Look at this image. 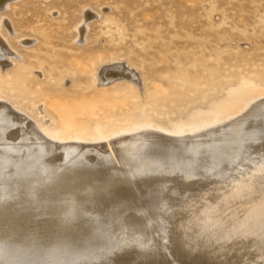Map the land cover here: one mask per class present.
Masks as SVG:
<instances>
[{
  "label": "rangeland",
  "instance_id": "1",
  "mask_svg": "<svg viewBox=\"0 0 264 264\" xmlns=\"http://www.w3.org/2000/svg\"><path fill=\"white\" fill-rule=\"evenodd\" d=\"M5 4L0 3V6L2 5L0 7V47H3L0 60L4 61H0V106H8L13 114L17 115L11 119L9 116H13L10 112L9 116H6L8 122L16 123V119H20L21 122L27 121L29 128L49 138L53 146L72 142L75 147L95 145L110 139L116 140L132 135L135 132L151 130L187 138L179 144L178 147L181 150L176 148L177 153L176 150L172 151L173 157L176 155L178 159L182 158V161L179 159L181 161L179 162L176 157L175 161H171L172 197L159 211L154 210L156 213L141 211L140 206H133V208L130 206L127 210H122L125 206L133 204L135 197L131 195L126 183L116 184L117 181L110 180L116 176L113 174L116 166L110 157L99 164V167L95 166L97 169H92V171L98 170L100 174H103L102 171L110 173L106 177V182L102 180L98 182L94 181L93 176L88 177L93 178L92 181L79 177L84 175L89 167H94L96 160L90 157V152L86 153V156L83 154L81 161L78 160L79 162L70 165L65 164L62 169L55 171L50 169L46 158H43L46 155L51 157V153H45L46 155L36 158L33 163L23 165L22 146L25 140L30 138L28 135L23 138L24 142L20 141L17 146L21 150L18 154H23L17 155V159L15 158L17 162L14 159L10 162L2 160L3 151L1 150L4 149L2 146L0 148V230L3 229V231L1 230L0 233V237L2 235L0 264L5 262L7 264L10 262L11 264H45L46 262L49 264H164L171 260L170 246H181L186 249V247L191 248L200 244V241L204 239V233L207 232L200 221L205 216L213 215L216 219L222 217L224 221L230 219L229 226L221 232L233 237L241 231L244 216L250 210L264 211V175L260 172L264 165V152L259 151L264 147L262 139L264 132L259 134L263 130L260 127L264 128L262 124L264 109L258 108V113L263 112V117L261 113L259 114L261 117L255 116L259 120L255 117V120H252V117L250 120L247 119L248 122L240 120L239 125L242 124V127H238L239 120H236L238 115L264 99V0H6ZM7 49L11 52L5 53ZM120 62L128 67L131 74L106 81L99 78V70L102 66ZM3 122L8 123L6 120ZM221 129L224 133L220 131ZM228 129L233 131L229 132ZM256 129H259V132ZM208 133L210 136L207 135ZM218 137L222 140H217ZM258 137H261V140ZM212 138L214 141L211 140ZM244 138H249L251 142ZM252 138H258L259 141ZM223 140H226V143L228 140L230 144L227 143V145L230 148ZM255 141L262 143L260 149ZM196 142L200 144L199 147ZM249 142L251 145L253 143V146L246 148ZM237 145L239 148L236 147ZM184 146L187 148L184 149ZM200 146L202 150L206 147L205 154L202 153L203 151L200 154ZM240 146L246 148L247 152ZM235 149L238 153H235ZM239 149H241L240 152ZM127 150H124L123 154L127 153L126 155L129 154L132 157ZM262 150L264 151V148ZM193 151L196 152L195 156ZM250 151L253 154L249 153ZM71 152L72 155L67 152L69 157L76 155V148ZM208 153L212 156L211 158ZM240 153L242 156L247 155L242 157ZM200 155L208 156L202 158ZM187 156L190 158L188 159ZM234 156L237 157L234 158ZM136 157L138 159V156ZM87 158L93 163L89 162L92 163L89 164ZM215 158L218 160L216 161ZM261 159L263 160L259 161L260 165L257 161ZM200 160L203 163L206 161L208 166L202 163L201 167ZM12 162L15 163L11 165ZM213 163L214 166H212ZM173 165H177V168ZM189 166L191 169L188 168ZM3 167L5 168L2 169ZM180 167L185 169H179ZM203 167L207 168L208 172ZM188 169L190 173L192 171V174L195 169L196 176L193 175L195 178L190 176L192 174H187ZM227 169H231V175L229 171H226ZM254 170L259 171L260 174L252 173ZM38 171H41V174L35 178L33 175ZM209 171L213 174L211 175ZM215 171L218 172L216 175ZM7 172L10 175L6 176ZM139 172L141 171H135L131 176L136 185L141 184L139 176L144 175ZM174 172L177 173L174 174ZM178 173L180 177L177 178ZM184 173L186 174L183 178ZM55 174L63 175L57 179L54 178ZM174 175L176 178H172ZM211 176L215 177L211 179ZM189 178H192V181ZM200 178H203V181ZM216 178H219L218 180L221 178V182L216 181ZM197 179L199 183L198 181H195V184L191 183ZM207 181H210L209 187L202 188L203 185L208 186ZM197 183V187H194ZM230 184L238 188H234L233 192ZM256 188L260 190L257 191ZM9 189L11 190L8 191ZM193 189L196 192L194 196L189 197ZM239 190H245V196L241 195L243 192L238 194ZM12 191L13 193L10 194ZM186 192H189L188 195ZM257 192L262 193L260 195ZM249 194L252 195L248 196ZM120 196L123 197L119 198ZM139 200L142 205L149 203V200L145 198L140 197ZM58 204H63L64 212H58L55 209ZM141 212L147 217V222L145 226L142 225L134 231L124 229L127 230L125 237L129 238L118 240L122 237V231L118 229L117 232L109 231L108 234L105 232L108 231L109 226L113 228L118 222L124 225L127 216L139 215ZM110 232L113 235L118 234L113 243L109 236ZM33 233L39 234L42 241H39L41 238ZM62 236H66V239L60 240ZM37 239H39L38 242ZM158 240L159 243H157ZM141 241L144 242L141 243ZM27 251L31 253L26 255ZM34 252H36L35 255ZM55 252L58 254L56 253L57 256L54 257L52 253ZM42 253L43 255H40ZM8 256L11 258L8 259ZM19 256L23 258L20 259Z\"/></svg>",
  "mask_w": 264,
  "mask_h": 264
},
{
  "label": "bare ground",
  "instance_id": "2",
  "mask_svg": "<svg viewBox=\"0 0 264 264\" xmlns=\"http://www.w3.org/2000/svg\"><path fill=\"white\" fill-rule=\"evenodd\" d=\"M5 2H6V0H0V3H2V5H4L5 4ZM1 5V6H2ZM6 5V4H5ZM0 6V7H1ZM5 7V6H4ZM5 42V41H4ZM0 44H1V42H0ZM2 49H3V47H0V53L2 52ZM9 49V48H8ZM8 49H7V52H5V53H8L9 51H8ZM10 50V49H9ZM11 52V51H10ZM9 52V53H10ZM8 57V56H7ZM3 58V57H2ZM1 58V59H2ZM9 60V59H8ZM1 62H4V61H2V60H0ZM6 61V60H5ZM9 61H7V63H8ZM116 62V61H115ZM121 62H123V61H121ZM113 63V64H111V65H108L107 63V65H104V66H102L101 68H100V70H99V78L102 80V81H106V80H111V79H114V78H117V77H121V76H124L125 74H131L130 72V70L128 69V67H126L123 63ZM6 63V64H7ZM5 64V65H6ZM4 65V64H3ZM131 69H132V67H131ZM136 71V70H135ZM133 75V74H132ZM128 76V75H127ZM134 76L136 77V73H134ZM129 77V76H128ZM128 77H126V78H128ZM139 77V76H138ZM129 79V78H128ZM138 80H140V78L138 79ZM133 82H135V81H133ZM1 103V102H0ZM260 107H261V109L263 110L264 109V99L263 100H261V101H258V102H256V103H254L253 104V106L251 107V108H249V109H247L246 111H244V112H242L240 115H238V117H237V119L236 120H239V122L238 121H236V122H238V127H242V124H240L239 125V123H240V120L243 122L244 120H246L247 121V119H249L250 120V117H252L253 119L252 120H255V116L256 115H259L260 113H258V108L260 109ZM260 109V110H261ZM257 110V111H256ZM12 113V115L11 116H13V117H10L8 114L9 113ZM256 112V113H255ZM254 113V114H253ZM263 113V112H262ZM261 113V114H262ZM253 115V116H252ZM6 116H9V118H15V117H17V115L16 114H13V112L10 110V108L8 107V106H6V105H1L0 106V143H2V144H0V148H2V146H3V148L4 149H2L1 151H3V161H11V160H15L16 161V157H17V155H23V165H28V164H31V163H33L35 160H36V158H38V157H40V156H43L45 153H48V154H52L51 155V157H48V155H46L45 157H43V158H46V161H47V163L49 164V166H50V169L51 170H55V171H59V169H62L64 166H65V164H73V163H77V161L78 160H80L82 157H83V154L86 156V153L88 154L89 152H90V157L93 159V160H96L95 162H94V164H93V166L94 167H89L88 168V170L87 171H85V174L84 175H82V176H79L80 178H83V179H91V178H88L89 176H93L94 178H95V180L92 178L90 181H92V180H94V181H98V180H102L103 182H106L105 180H106V177H108L109 175H110V173L109 174H107V173H105V172H103L102 171V173L103 174H100V172H97V171H92V169H97L96 167L99 165V164H102V162L106 159V158H108V157H110L111 159H112V161L114 162V164H115V168H114V173L113 174H115L116 176L115 177H113L114 179H110V180H112V181H117V183L116 182H114V183H116V184H118V183H121V184H125L126 186H128L127 188H129V190L131 191V195L132 196H134L135 197V202L133 203V204H131V205H127V206H125V209L124 208H122V210L123 211H125V210H127V208H129L130 206H132V208H133V206H135V207H139L140 206V208H141V211H153V212H155L156 213V211H154V210H157V211H159V209H161V208H163V206H164V203L165 202H167L168 200H170L171 199V161L172 160H174V158L176 157V155H175V157H173V154H172V151L173 150H176V148H178V150H181V149H179V144L181 143V142H183V140L185 139V138H187V137H174V136H170V135H166V134H164V133H161V132H159V131H141V132H135V134H132V135H126V136H123V137H121V138H118V139H116V140H112V139H110V140H107V141H103L102 143H99V144H95V145H79L78 147H75V145H74V143L72 142V143H66V144H56L55 146H53L54 144H53V142L49 139V138H47V137H44L41 133H35L34 132V130H32L31 128H29L28 127V122L27 121H20V119L18 120V119H16L17 120V122L19 121V122H21V123H19L18 122V126H17V122L15 123H11V122H8V120L6 119ZM262 117H263V114L261 115ZM260 115H259V117H261ZM255 117V118H254ZM8 118V117H7ZM8 118V119H9ZM10 119V120H11ZM256 119H258L259 120V118H256ZM3 120L5 121H7L8 123H6V122H3ZM9 120V121H10ZM15 120V119H14ZM252 120H251V122H252ZM262 120V119H261ZM13 121V120H12ZM235 122V123H236ZM241 122V123H242ZM248 122V121H247ZM254 122V121H253ZM258 123V122H257ZM233 124V123H232ZM243 124H247V123H243ZM251 124H253V123H251ZM262 124H264V123H262ZM234 125V124H233ZM249 125V124H248ZM253 125H255V124H253ZM228 126V125H227ZM230 126H232V125H230ZM230 126H228V127H230ZM237 126V125H236ZM236 126H235V128H236ZM245 126V125H244ZM233 127V126H232ZM264 127V126H263ZM250 128V127H249ZM249 128H246V130L248 129V130H250ZM253 128H255V127H253ZM252 128V129H253ZM257 128H259V127H257ZM261 129H263L264 130V128H262V127H260ZM259 128V129H260ZM223 129H224V127H223ZM226 129H227V127H226ZM225 129V130H226ZM240 129V128H239ZM259 129H256L257 130V132H259L258 130ZM230 129H228L227 131H229ZM244 130H245V128H244ZM262 130V132H259V134H261V133H263L264 131ZM220 131H222L223 132V130L221 129ZM233 131V130H232ZM232 131H229V132H232ZM240 131V130H239ZM238 131V132H239ZM253 131V130H252ZM255 131V130H254ZM215 132V131H214ZM228 132V133H229ZM236 132V131H235ZM240 132H242V131H240ZM239 132V133H240ZM257 132H255V133H257ZM224 133V132H223ZM225 133H227V132H225ZM237 133V132H236ZM236 133H234L235 135H236ZM239 133H238V136H239ZM246 133V132H245ZM250 133H253L254 134V132H250ZM213 134V133H212ZM230 134V133H229ZM264 134V133H263ZM30 136V138H28V137H26V139L27 140H25L26 142L23 144V148H22V152L24 151V153L23 154H18L19 153V150H20V148L19 147H17V146H19V142L21 141V143H23L24 141H22V140H24L23 138L25 137V136ZM197 135V134H196ZM201 135V134H200ZM207 135H209V133L207 134ZM217 135V133L215 134V136ZM218 135H219V131H218ZM235 135H233L232 134V136H235ZM248 135V134H247ZM246 135V136H247ZM251 135V134H250ZM255 135V134H254ZM253 135V136H254ZM258 135V134H257ZM257 135H255V136H257ZM192 136V135H191ZM205 136V135H204ZM210 136V135H209ZM215 136H214V138H215ZM221 136V135H220ZM244 136H245V134H244ZM252 136V135H251ZM259 136V135H258ZM203 137V136H202ZM222 137V136H221ZM220 137V138H221ZM224 137H227V136H225L224 135ZM240 137V136H239ZM249 137V136H248ZM263 137V136H262ZM203 138H205V137H203ZM207 138V137H206ZM210 138V137H209ZM214 138H212L211 140H213ZM216 138H217V136H216ZM236 138H237V136H236ZM242 138H243V135H242ZM241 138V139H242ZM259 139L261 138V137H258ZM258 138H256V139H258ZM199 139V138H198ZM225 139V138H224ZM229 139H231V138H229ZM244 139H246V138H244ZM253 140L255 139V138H252ZM251 139V140H252ZM255 139V140H256ZM259 139H258V141H259ZM263 140H264V138H262ZM197 140V139H196ZM203 140H205V139H203ZM217 140H222V139H219V137H218V139ZM234 140H235V137H234ZM238 140V139H237ZM239 140H240V138H239ZM246 140H249V138L248 139H246ZM261 140V139H260ZM192 141H194V140H192ZM205 141H207V140H205ZM209 141V140H208ZM214 141V140H213ZM224 141V143H226L225 141L226 140H223ZM232 140H230V142H231ZM242 140H240L239 142H241ZM250 141V140H249ZM258 141H255V143L257 142V145L259 144V147L258 146H256V147H258L259 149H260V146L262 145V143H258ZM217 142V141H216ZM238 142V141H237ZM251 142V141H250ZM249 142V144H248V146H246V148H248L250 145H251V143ZM260 142H262V141H260ZM79 143V142H78ZM185 144H187L186 142H184ZM197 143V142H196ZM202 143V142H201ZM206 143V142H205ZM208 143V142H207ZM210 143H212V142H210ZM217 143H220V141H218ZM222 143V142H221ZM227 143H228V140H227ZM227 143H226V146H228L227 145ZM235 143H236V141H235ZM245 142H243V144H244ZM247 143V142H246ZM254 143V144H255ZM188 144H190L189 142H188ZM203 144V143H202ZM214 144V143H213ZM228 144H230V143H228ZM241 144V143H240ZM194 145H195V143H194ZM200 145V144H199ZM199 145H198V143H197V146L199 147ZM207 145V144H206ZM205 145V146H206ZM211 145V144H210ZM221 145V144H220ZM242 145V144H241ZM256 145V144H255ZM21 146V145H20ZM181 146V145H180ZM196 146V145H195ZM196 146V147H197ZM203 146V145H202ZM204 146V147H205ZM222 146H224L223 144H222ZM245 146V145H244ZM251 146H253V143H252V145ZM182 147V146H181ZM192 147H193V145H192ZM197 147V148H198ZM201 147V146H200ZM213 146L211 145V148H212ZM225 147V146H224ZM224 147H223V150H224ZM229 147V146H228ZM236 147H238V145L236 146ZM255 147V148H256ZM18 148V150H16V149ZM75 148H76V150H77V154L75 155L74 154V156L73 157H69L70 155H72V152H71V150H73L74 149V151H75ZM185 148H187V147H185L184 146V149ZM206 148V147H205ZM205 148H203V150H202V147H201V150H200V154H201V151H203L202 153H204L205 154ZM208 148V147H207ZM214 148H215V146H214ZM220 148V147H219ZM230 148V147H229ZM231 148H232V146H231ZM239 148V147H238ZM240 148L241 149H244V148H242V146H240ZM245 148V149H246ZM251 148V147H250ZM262 148H264V147H262ZM262 148H261V150H259V151H262V152H264L263 150H262ZM118 149V150H117ZM126 149H128L127 151H129V153L130 154H132V157H130L129 156V154L128 155H126L127 153H125V154H123V151L124 150H126ZM191 149H193V148H191ZM194 149H196V148H194ZM210 149V148H209ZM209 149H207L208 151H209ZM217 149V148H216ZM221 149H222V147H221ZM226 149V148H225ZM241 149H239V152L241 151ZM244 149V150H245ZM253 149V148H252ZM5 150V151H4ZM116 150H117V152H116ZM178 150H176V153H177V151ZM188 150V149H187ZM206 150V151H207ZM210 150H212V149H210ZM219 150V149H218ZM228 150V149H227ZM233 150V149H232ZM237 149H235L234 151H236ZM248 150V149H247ZM251 150V149H250ZM1 151H0V153H1ZM126 151V152H127ZM182 151H184L183 149H182ZM196 151V150H195ZM197 151H199V150H197ZM196 151V152H197ZM217 151V150H216ZM246 151V150H245ZM245 151H243L244 153H245ZM20 152H21V150H20ZM67 152H70V155L69 154H67ZM187 152V151H186ZM194 152V151H193ZM196 152H194V156H195V153ZM213 152H215L214 151V149H213ZM219 152V151H218ZM217 152V153H218ZM224 152H226L225 150H224ZM224 152H222V153H224ZM233 152V151H232ZM247 152V151H246ZM252 151H250L249 153H251ZM261 152V153H262ZM76 153V152H75ZM174 153V152H173ZM180 153V152H179ZM184 153V152H183ZM207 153V152H206ZM210 153V152H209ZM209 153H208V155H209ZM216 153V154H217ZM235 153H238L237 151L235 152ZM234 153V154H235ZM243 153V154H244ZM248 153V154H249ZM185 154V153H184ZM184 154H182V155H184ZM210 154H212V153H210ZM226 153H224V155H225ZM230 154H231V152H230ZM252 154H253V152H252ZM181 155V154H180ZM181 155V156H182ZM187 155V154H186ZM188 155H189V153H188ZM191 155V154H190ZM208 155H204L205 157H207ZM214 155V154H213ZM217 155H219V153L217 154ZM224 155L222 156V157H224ZM227 155V154H226ZM232 155V154H231ZM240 155L242 156V153H240ZM245 155V154H244ZM243 155V156H244ZM247 155V154H246ZM245 155V156H246ZM250 155V154H249ZM255 155V154H254ZM264 155V154H263ZM84 156V158H86ZM88 156V155H87ZM136 156H138V159H137V157ZM178 156V155H177ZM180 156V157H181ZM197 156V155H196ZM200 156H202V158L204 157L203 155H200ZM199 156V157H200ZM228 156H229V154H228ZM237 156H239V155H237ZM236 156V157H237ZM240 156V158H242ZM251 156V155H250ZM250 156H248V158L250 157ZM171 157H173V159L171 158ZM188 157V156H187ZM198 157V158H199ZM209 157L211 158L212 156H210L209 155ZM208 157V158H209ZM216 157V156H215ZM232 157V156H231ZM235 156H234V158H236ZM252 157H254V156H252ZM255 157H256V155H255ZM16 158V159H15ZM20 158V157H19ZM90 158V159H91ZM177 158V157H176ZM185 157H183V159H184ZM190 158V156L188 157V159ZM192 158H194V157H192ZM191 158V159H192ZM201 158V160H203ZM209 158V159H210ZM220 158V156L218 157V159ZM239 158V157H238ZM251 158V157H250ZM21 159V158H20ZM88 159V158H87ZM86 159V160H87ZM178 159V158H177ZM179 159H181V161H182V158H179ZM178 159V160H179ZM200 159V158H199ZM213 159V158H212ZM217 158H215V160H216ZM217 159V160H218ZM227 159H229V158H227ZM232 159V158H231ZM243 159V158H242ZM85 160V159H84ZM185 160V159H184ZM183 160V161H184ZM196 160V159H195ZM200 160V161H201ZM206 160H207V158H206ZM211 160V159H210ZM216 160V161H217ZM249 160H251V159H249ZM263 159H261V160H258L257 161V163H261V162H259V161H262ZM81 161V160H80ZM175 161V160H174ZM177 161V160H176ZM180 160H179V162H181ZM189 161V160H188ZM190 161H192V160H190ZM194 161V160H193ZM200 161H196V162H200ZM212 161H214V159L212 160ZM221 161H222V159H221ZM220 161V162H221ZM227 161V160H226ZM230 161V160H229ZM235 161V160H234ZM245 161V160H244ZM17 162V161H16ZM19 162V161H18ZM37 162V161H36ZM79 162V161H78ZM82 162H83V160H82ZM87 162V161H86ZM89 162H92L93 163V161H90L89 159H88V163ZM173 162V161H172ZM195 162V163H196ZM208 162V161H207ZM231 162V161H230ZM239 162V161H238ZM237 162V164H239ZM15 162H12L11 163V165H13ZM92 163H89V164H92ZM178 163V162H177ZM184 163V162H183ZM182 163V164H183ZM187 163V161L185 162V164ZM191 163V162H190ZM203 162L201 161L200 162V166L202 165L203 166V164H205L206 165V161H205V163H203ZM208 163H210V162H208ZM214 163H215V161H214ZM214 163L212 164V166H214ZM219 163V162H218ZM226 163V162H225ZM224 163V164H225ZM256 163V164H257ZM264 163V162H263ZM86 164V163H85ZM178 164H181V163H178ZM193 164V163H192ZM192 164H191V166H192ZM221 164V163H220ZM142 165V166H141ZM199 165V164H198ZM232 165V164H231ZM261 165V164H260ZM1 166V165H0ZM30 167H31V165H29ZM85 166V165H84ZM91 166V165H90ZM96 166V167H95ZM173 166H175V165H173ZM184 166V165H183ZM194 166V165H193ZM197 166V165H196ZM201 166V167H202ZM206 166H208V165H206ZM210 166V165H209ZM211 166V167H212ZM218 166V165H217ZM227 166V165H226ZM259 166V165H258ZM99 167V166H98ZM176 168H177V165L175 166ZM174 167V168H175ZM181 167H182V165H181ZM179 168V169H182V168ZM186 168H187V166H185ZM219 167V166H218ZM260 167V166H259ZM5 167H3L2 169H4ZM46 168V167H45ZM175 168V169H176ZM189 169H191L190 168V166L188 167ZM194 168V167H193ZM196 168V167H195ZM204 168V167H203ZM209 168V167H208ZM230 167H228V169H229ZM10 169H11V167H10ZM19 169V168H18ZM86 169V168H85ZM101 169V168H100ZM106 169V168H105ZM185 169V168H184ZM184 169H182V170H184ZM189 169H188V171H189ZM199 169V168H198ZM201 169V168H200ZM205 169V168H204ZM210 169V168H209ZM214 169V168H213ZM216 169V168H215ZM214 169V170H215ZM221 169V168H220ZM226 170V171H229V174L231 175V169L230 170ZM141 171V172H139L140 174H144V175H140L139 177H140V179H139V181H140V185L138 184V185H136L135 183H134V181H133V177H131L132 176V174H133V172L135 173V171L137 172V171ZM173 171H174V169H172ZM178 170V169H177ZM205 170H207V168L205 169ZM218 170V169H217ZM216 170V171H217ZM223 170H225V168L223 169ZM111 171V170H110ZM194 171H195V169L193 170V174H192V171H191V173H190V171L187 173V174H192V175H190V176H196L195 174H194ZM197 171H199V170H197ZM196 171V172H197ZM216 171H215V175L218 173H216ZM219 171V170H218ZM25 172H26V170H25ZM35 172V171H34ZM54 172V171H53ZM185 172V171H184ZM187 172V171H186ZM202 172H203V170H202ZM207 172H208V170H207ZM211 171H209V173H210ZM221 172V171H220ZM257 170H254L252 173H255V174H258L259 173V171L257 172ZM260 172H263L262 174L264 175V165L262 166V171H260ZM8 174L6 175V176H8V175H10V173L9 172H7ZM27 173V172H26ZM88 173V174H87ZM177 173V172H176ZM175 172H174V174H176ZM199 174H200V172H198ZM206 173V172H205ZM222 173H224V172H222ZM227 173V172H226ZM251 173V174H252ZM35 175H33L35 178H37V177H39L40 176V174H41V171H38V172H36V173H34ZM44 174V176H45V173H43ZM185 174L186 173H184L183 175V178L185 177ZM197 174V173H196ZM198 174V175H199ZM203 174H204V172H203ZM207 174V173H206ZM206 174H205V177H206ZM211 174V173H210ZM210 174H209V176H210ZM213 174V173H212ZM211 174V175H212ZM260 174V173H259ZM4 175H5V173H4ZM21 175H22V173H21ZM27 175V174H26ZM32 175V174H31ZM63 174H55V176H54V178H59V177H61ZM197 175V176H198ZM223 175V174H222ZM222 175H218L219 177L220 176H222ZM225 175V174H224ZM223 175V176H224ZM227 175V174H226ZM230 175H228V177L230 176ZM14 176V175H13ZM53 176V175H52ZM111 176H112V173H111ZM173 176V175H172ZM177 176V178H178V176H179V173H178V175H176ZM176 176L174 175V177H172V178H176ZM187 176V175H186ZM189 176V177H190ZM193 176V177H194ZM203 176V175H202ZM9 177H11V176H9ZM180 177V176H179ZM192 177V178H193ZM208 177V176H207ZM213 177H215V176H213ZM213 177L211 176V179H213ZM14 178V177H13ZM34 178V179H35ZM49 178V177H48ZM182 178V179H183ZM192 178L190 179V181H192ZM195 178V177H194ZM198 178H199V176H198ZM210 178V177H209ZM209 178H208V180H209ZM222 178V177H221ZM220 178V180H222ZM262 178H263V176H262ZM261 178V179H262ZM187 179V178H186ZM185 179V181H187ZM200 179H202V181H203V178H200ZM217 179V178H216ZM219 179V178H218ZM216 180V181H220V180ZM226 179H227V177H226ZM225 179V180H226ZM6 180V179H5ZM8 180V179H7ZM10 180V179H9ZM109 180V181H110ZM131 180V181H130ZM175 180V179H174ZM177 180V179H176ZM184 180V179H183ZM199 179H197V180H194V182H191V183H196L197 181H198ZM205 180V179H204ZM207 180V179H206ZM224 180V179H223ZM2 181H3V179H2ZM15 181V179L13 180V182ZM22 181V180H21ZM27 181V180H26ZM35 181H36V179H35ZM180 181H181V179H180ZM196 181V182H195ZM201 181V182H202ZM212 181V180H211ZM215 181V180H214ZM215 181V182H216ZM261 181H263V180H261ZM261 181H260V184H261ZM7 182V181H6ZM69 182V181H68ZM99 182V181H98ZM107 182H108V180H107ZM129 182V183H128ZM182 182V181H181ZM208 182V181H207ZM206 182V183H207ZM210 182V181H209ZM209 182H208V186H206V185H203L204 187H202V188H204V189H207V187H209ZM215 182H213V183H215ZM221 182V181H220ZM219 182V183H220ZM4 183V182H3ZM8 183H10V182H8ZM129 185H128V184ZM138 183V182H137ZM185 183V182H184ZM186 183H188V182H186ZM190 183V182H189ZM198 183H199V181H198ZM198 183L196 184V186H194V187H197V185H198ZM217 183V182H216ZM258 183V182H257ZM2 184V183H1ZM13 184V183H12ZM92 184V183H91ZM109 184V183H108ZM202 184H203V182H202ZM204 184H205V182H204ZM249 184H250V182H249ZM259 184V183H258ZM120 185V184H119ZM135 185V186H134ZM142 185V186H141ZM193 185V184H192ZM234 185V184H233ZM2 186H3V184H2ZM7 186V185H6ZM28 186V185H27ZM78 186V185H77ZM82 186V185H81ZM84 186V185H83ZM114 186V185H113ZM191 186V185H190ZM205 186H206V188H205ZM213 186V185H212ZM260 186V185H259ZM262 186V185H261ZM260 186V188H263V186L261 187ZM4 187V186H3ZM3 187H1V189H3ZM8 187V186H7ZM10 187H12V185L10 186ZM21 187V186H20ZM30 187V186H29ZM51 187V186H50ZM97 187V186H96ZM193 187V188H194ZM256 187V186H255ZM254 187V188H255ZM258 187V186H257ZM9 188V187H8ZM109 188V187H108ZM107 188V189H108ZM125 188V187H124ZM234 188H238V187H236V186H231V184H230V189H231V191H233V189ZM241 188V187H240ZM244 188V187H243ZM260 188H259V190H260ZM15 189V188H14ZM18 189V188H17ZM29 189V188H28ZM82 189V188H81ZM80 189V190H81ZM110 189H111V187H110ZM118 189V188H117ZM116 189V190H117ZM119 189H121V188H119ZM118 189V190H119ZM195 189V188H194ZM193 189V191H190V193L189 192H186V194L188 195V193H189V197H192V196H194V194H195V192H196V190H194ZM11 189H9L8 191H10ZM13 190V189H12ZM69 190V189H68ZM117 190V191H118ZM122 190V189H121ZM190 190V189H189ZM192 190V189H191ZM256 190L257 191H259L257 188H256ZM13 191H15V190H13ZM13 191L10 193V194H12L13 193ZM23 191V190H22ZM27 191V190H26ZM98 191V190H97ZM108 191V190H107ZM124 191V190H123ZM188 191V190H187ZM200 191V190H199ZM221 191V190H220ZM219 191V192H220ZM230 191V192H231ZM240 192L238 193V194H241L242 192H243V194H241V195H244V193L246 192L245 190L244 191H241V190H239ZM254 191H255V189H254ZM254 191H252L253 192V194L255 195V193H254ZM7 192V191H6ZM15 192H17V191H15ZM55 192V191H54ZM73 192V191H72ZM119 192V191H118ZM126 192H128L127 190H126ZM201 192V191H200ZM210 192V191H209ZM234 192V191H233ZM235 192H236V190H235ZM36 193V192H35ZM45 193V192H44ZM100 193V192H99ZM114 193V192H113ZM202 193V192H201ZM205 193V192H204ZM216 193V192H215ZM257 193H259V192H257ZM256 193V194H257ZM260 193H262V192H260ZM259 193V194H260ZM17 194V193H16ZM42 194V193H41ZM47 194V193H46ZM81 194V193H80ZM117 194H119V193H117ZM130 194V193H129ZM200 194V193H199ZM6 195H9V194H6ZM44 195V194H43ZM52 195V194H51ZM62 195V194H61ZM101 195V194H100ZM128 195V194H127ZM186 195V197H188ZM203 195V194H202ZM210 195H211V193H210ZM212 195H213V193H212ZM250 195H252V194H249L248 196H250ZM261 195V194H260ZM3 196V195H2ZM90 196V195H89ZM91 196H92V194H91ZM124 196V195H123ZM123 196H120L119 198H121V197H123ZM174 196V195H173ZM196 196V195H195ZM208 196V195H207ZM207 196H205L206 198H207ZM245 196V195H244ZM7 197H9V196H7ZM11 197V196H10ZM18 197V196H17ZM28 197V196H27ZM32 197V196H31ZM47 197V196H46ZM56 197V196H55ZM63 197V196H62ZM106 197V196H105ZM145 198V200H149L148 202V204H146V205H142V204H140V200H139V198ZM177 197V196H176ZM204 197V196H203ZM216 197V196H215ZM241 197V196H240ZM23 198V197H22ZM29 198V197H28ZM41 198V197H40ZM43 198V197H42ZM59 198V197H58ZM109 198V197H108ZM125 198V197H124ZM131 198H133V197H131ZM183 198H185L184 196H183ZM201 198V197H200ZM205 198V199H206ZM209 198V197H208ZM221 198V197H220ZM224 198V197H223ZM222 198V199H223ZM249 198V197H248ZM255 198V197H254ZM1 199V198H0ZM19 199V198H18ZM74 199H76V200H78L77 198H74ZM113 199V198H112ZM138 199V200H137ZM173 199H174V197H173ZM177 199V198H176ZM182 199V198H181ZM228 199V198H227ZM14 200H15V198H14ZM26 200V199H25ZM55 200V199H54ZM116 200V199H115ZM180 200V199H179ZM103 201V200H102ZM110 201V200H109ZM129 201L131 202V200L129 199ZM183 201H184V199H183ZM249 201H251V200H249ZM8 202H10L9 200H8ZM52 202V201H51ZM116 202V201H115ZM120 202V201H119ZM118 202V203H119ZM122 202V201H121ZM130 202H129V204H130ZM132 202H133V200H132ZM192 202V201H191ZM222 202H223V200H222ZM227 202H228V200H227ZM38 203V202H37ZM59 203V202H58ZM76 203V202H75ZM93 203V202H92ZM190 203V202H189ZM194 203V202H193ZM199 203V202H198ZM201 203V202H200ZM220 203H221V200H220ZM11 204H12V202H11ZM18 204V203H17ZM25 204V203H24ZM56 204V203H55ZM67 204V203H66ZM106 204H107V201H106ZM188 204V203H187ZM213 204V203H212ZM33 205V204H32ZM101 205V204H100ZM103 205V204H102ZM115 205V204H114ZM167 205H169V204H167ZM198 205H200V204H198ZM197 205V206H198ZM220 205V204H219ZM218 205V206H219ZM224 205V204H223ZM262 205V204H261ZM16 206V205H15ZM37 206V205H36ZM63 204H58V206L55 208L58 212L59 211H63L64 212V210H63ZM69 206V205H68ZM191 206H192V204H191ZM196 206V207H197ZM264 206V205H263ZM20 207H21V205H20ZM31 207V206H30ZM42 207V206H41ZM82 207V206H81ZM89 207V206H88ZM121 207H123V206H121ZM261 207V206H260ZM7 208V207H6ZM11 208V207H10ZM9 208V209H10ZM22 208V207H21ZM47 208V207H46ZM49 208V207H48ZM52 208H54V207H52ZM89 208H91V207H89ZM147 208H149L150 210H148ZM167 208V207H166ZM176 208V207H175ZM199 208V207H198ZM220 208V207H219ZM229 208V207H228ZM259 208V207H258ZM12 209H13V207H12ZM35 209H37V208H35ZM77 209V208H76ZM92 209V208H91ZM99 209V208H98ZM134 209H136V208H134ZM213 209V208H212ZM263 209V208H262ZM47 210V209H46ZM69 210V209H68ZM122 210H120V211H122ZM129 210V209H128ZM139 210V209H138ZM163 210V209H162ZM259 210V209H258ZM9 211V210H8ZM11 211V210H10ZM19 211V210H18ZM27 211V210H26ZM39 211H41V210H39ZM43 211V210H42ZM91 211V210H90ZM137 211V210H136ZM179 211V210H178ZM203 211H204V209H203ZM65 212H66V210H65ZM139 212V211H138ZM152 212V213H153ZM173 212V211H172ZM211 212V211H210ZM224 212V211H223ZM47 213V212H46ZM51 213H53V212H51ZM93 213H94V211H93ZM120 213V212H119ZM157 213H159V212H157ZM193 213H194V211H193ZM29 214V213H28ZM32 214V213H31ZM74 214V213H73ZM105 214V213H104ZM147 214V213H146ZM162 214V213H161ZM165 214V213H164ZM181 214V213H180ZM198 214V213H197ZM222 214V213H221ZM53 215H55V214H53ZM68 215V214H67ZM70 215V214H69ZM93 215V214H92ZM106 215V214H105ZM118 215V214H117ZM120 215V214H119ZM152 215V214H151ZM193 215V214H192ZM23 216V215H22ZM57 216V215H56ZM64 216H66V215H64ZM91 216V215H90ZM197 216V215H196ZM225 216V215H224ZM231 216V215H230ZM37 217V216H36ZM59 217V216H58ZM61 217V216H60ZM115 217V216H114ZM120 217V216H119ZM158 217V216H157ZM157 217H156V219H157ZM234 217H235V215H234ZM239 217V216H238ZM23 218V217H22ZM159 218H160V216H159ZM195 218V217H194ZM197 218V217H196ZM7 219V218H6ZM9 219V218H8ZM12 219V218H11ZM28 219H29V217H28ZM65 219V218H64ZM112 219V218H111ZM146 219H147V217L144 215V213L143 212H141L139 215H134V216H127L126 217V219H125V223H124V225H123V223H117V225L115 226V227H110L109 226V228H108V231H105V232H107V234H108V232L109 231H112V232H117L118 230H121L122 231V234H121V236L122 237H120L118 240H125V239H127V238H129L128 236L127 237H125V235H127L126 234V232L125 231H127V230H124V229H129L128 231H134V230H137V229H139V228H141L142 227V225L143 226H145V223L147 222L146 221ZM234 219V218H233ZM42 220V219H41ZM108 220V219H107ZM152 220H153V218H152ZM221 220V221H220ZM2 221H4V220H2ZM33 221V220H32ZM34 221H35V219H34ZM33 221V222H34ZM59 221V220H58ZM61 221V220H60ZM66 221V220H65ZM89 221V220H88ZM87 221V222H88ZM150 221V220H149ZM165 221V220H164ZM177 221V220H176ZM193 221H195V220H193ZM200 221H202L201 223H202V227H204V229L206 230L207 229V232H205L204 233V239L203 240H201L200 241V244L199 243H197V244H199L198 246H192L191 248H187L186 247V249H183V248H181V246H179V247H173V246H170L171 247V260H167L168 262H166V263H164V264H264V211H262V210H260V211H251L250 210V212H248L245 216H244V220H243V223H242V226H241V231H238L237 232V234H235L233 237H230V236H228L229 234H226V233H223L222 234V230L224 229V228H227V226H229V221H231L230 219H227V220H222V217H220V219H216L215 218V216H213V215H207V216H205V218L204 219H200ZM1 222V221H0ZM28 222V221H27ZM61 222H63V221H61ZM90 222V221H89ZM101 222V221H100ZM197 222V221H196ZM7 223V222H6ZM20 223V222H19ZM29 223V222H28ZM64 223V222H63ZM67 223V222H66ZM74 223V222H73ZM94 223V222H93ZM105 223V222H104ZM103 223V224H104ZM149 223V222H148ZM147 223V224H148ZM164 223V222H163ZM162 223V224H163ZM8 224H10V223H8ZM30 224H31V222H30ZM41 224V223H40ZM44 224V223H43ZM154 224V223H153ZM194 224V223H193ZM238 224V223H237ZM5 225V224H4ZM3 225V226H4ZM13 225H15V224H13ZM64 225V224H63ZM93 225V224H92ZM189 225V224H188ZM234 225V224H233ZM7 226V225H6ZM21 226V225H20ZM31 226V225H30ZM40 226V225H39ZM113 226V225H112ZM150 226V225H149ZM148 226V227H149ZM165 226H167V224L165 225ZM164 226V227H165ZM236 226V225H235ZM10 227V226H9ZM13 227V226H12ZM25 227V226H24ZM41 227V226H40ZM60 227V226H59ZM78 227V226H77ZM77 227H75V228H77ZM86 227V226H85ZM89 227V226H88ZM96 227V226H95ZM103 227H104V225H103ZM155 227V226H154ZM170 227V226H169ZM201 227V228H202ZM214 227H216L217 228V230H216V228L213 230V228ZM7 228H8V226H7ZM23 228V227H22ZM27 228V227H26ZM29 228V227H28ZM32 228V227H31ZM43 228V227H42ZM51 228V227H50ZM80 228V227H79ZM144 228V227H143ZM191 228H193V227H191ZM233 228V227H232ZM5 229V228H4ZM14 229V228H13ZM12 229V230H13ZM17 229V228H16ZM25 228H23V230H24ZM33 229V228H32ZM35 229V228H34ZM94 229H96V228H94ZM100 229V228H99ZM102 229V228H101ZM107 229V228H106ZM118 229V230H117ZM150 229V228H149ZM2 231H3V229H1ZM1 230H0V233H1ZM26 230V229H25ZM30 230V229H29ZM38 230V229H37ZM54 230V229H53ZM89 230V229H88ZM116 230V231H115ZM141 230H143V229H141ZM235 230V229H234ZM17 230H15V232H16ZM64 231H67V230H64ZM71 231V230H70ZM147 231V230H146ZM149 231V230H148ZM159 231V230H158ZM186 231V230H185ZM225 231V230H224ZM13 232H14V230H13ZM17 232H19V231H17ZM22 232V231H21ZM34 232V231H33ZM50 232V231H49ZM60 232V231H59ZM63 232V231H62ZM61 232V233H62ZM81 232V231H80ZM100 232H102V231H100ZM150 232V231H149ZM148 232V233H149ZM162 232V231H161ZM234 232V231H233ZM236 232V231H235ZM5 233V232H4ZM23 233H25V232H23ZM29 233V232H28ZM28 233H25V234H28ZM32 233V232H31ZM37 233H38V231H37ZM56 233V232H55ZM54 233V234H55ZM70 233V232H69ZM83 234H85L84 232H82ZM88 233V232H87ZM93 233V232H92ZM111 233V232H110ZM109 233V236L111 237H109L111 240H112V243L114 242V239H116V236L118 235V234H115L114 233V235L111 233L110 234ZM129 233V232H128ZM154 233V232H153ZM166 233V232H165ZM6 234V233H5ZM11 234V233H10ZM9 234V235H10ZM24 234V235H25ZM33 234H35V235H39V234H36V233H33ZM4 235V234H3ZM45 235H47V234H45ZM50 235V234H49ZM66 235V234H65ZM87 235V234H86ZM95 234H93V237H95L94 236ZM99 235V234H98ZM103 235V234H102ZM152 235V234H151ZM233 235V234H232ZM11 236V235H10ZM30 236H31V234H30ZM44 236V235H43ZM89 236H91V235H89ZM148 236V235H147ZM150 236V235H149ZM182 236H184V235H182ZM1 237H2V235H1ZM0 237V238H1ZM11 237H13V236H11ZM35 237V236H34ZM39 238H41V236H38ZM45 237V236H44ZM50 237H51V235H50ZM97 237V236H96ZM106 237V236H105ZM150 237H152V236H150ZM185 237V236H184ZM200 237V236H199ZM202 237V236H201ZM10 238V237H9ZM16 238V237H15ZM83 238V237H82ZM156 238V237H155ZM159 238V237H158ZM172 238V237H171ZM188 238V237H187ZM11 239V238H10ZM18 239V238H17ZM48 239H49V237H48ZM58 239V238H57ZM63 239H66V236H62V239L60 238V240H63ZM107 239V238H106ZM173 239V238H172ZM193 239V238H192ZM14 240V239H13ZM25 240V239H24ZM29 240V239H28ZM38 240L39 239H37L36 241L38 242ZM76 240V239H75ZM108 241H109V239H107ZM106 240V241H107ZM133 240V239H132ZM135 240V239H134ZM141 240V239H140ZM145 240V239H144ZM151 240V239H150ZM153 240H154V238H153ZM156 240V239H155ZM163 240V239H162ZM186 240V239H185ZM195 240V239H194ZM193 240V241H194ZM4 241V240H3ZM10 241V240H9ZM15 241H17L16 239H15ZM19 241V240H18ZM22 241V240H21ZM39 241H42V238H41V240H39ZM44 241V240H43ZM45 241H47V240H45ZM52 241H54V240H52ZM96 241V240H95ZM104 241V240H103ZM166 241V240H165ZM168 241V240H167ZM6 242V241H5ZM4 242V243H5ZM10 242H12V241H10ZM22 242H24V241H22ZM55 242V241H54ZM59 242V241H58ZM84 242V241H83ZM93 242V241H92ZM131 242H133V241H131ZM140 242V241H139ZM142 242H144V241H141V243ZM152 242V241H151ZM157 242V241H156ZM199 242V241H198ZM30 243V242H29ZM40 243V242H39ZM38 243V244H39ZM47 243V242H46ZM50 245H51V243L50 242H48ZM78 243V242H77ZM86 243V242H85ZM111 243V242H110ZM118 243V242H117ZM155 243V242H154ZM157 243H159V240H158V242ZM156 243V244H157ZM178 243V242H177ZM191 243V242H190ZM11 244V243H10ZM14 244H16L15 242H14ZM18 244V243H17ZM19 244H20V242H19ZM26 244H27V240H26ZM38 244H36V245H38ZM43 244V243H42ZM41 244V245H42ZM49 244H48V247H49ZM59 244V243H58ZM133 244V243H132ZM167 244H169V242L167 243ZM171 244V243H170ZM192 244V243H191ZM33 245H34V243H33ZM40 245V244H39ZM43 245H45V244H43ZM162 245V244H161ZM172 245V244H171ZM179 245V244H178ZM177 245V246H178ZM182 245V244H181ZM1 246V245H0ZM25 246H28V245H25ZM64 246V245H63ZM63 246H61V247H63ZM71 246H73V245H71ZM83 246V245H82ZM126 246V245H125ZM132 246V245H131ZM150 246H152V245H150ZM186 246H187V244H186ZM8 247H10V245L8 246ZM14 247V246H13ZM23 247V246H22ZM29 247V246H28ZM38 247V246H37ZM47 247V246H46ZM46 247H45V249H46ZM109 247V246H108ZM133 247V246H132ZM138 247V246H137ZM146 247H148V245L146 246ZM164 247H165V245H164ZM168 247V246H167ZM30 248H32V247H30ZM52 248V247H51ZM56 248V247H55ZM117 248V247H116ZM120 248V247H119ZM127 248V247H126ZM25 249H27V248H25ZM29 249V248H28ZM36 249V248H35ZM43 249V248H42ZM49 249V248H48ZM121 249H122V247H121ZM133 249V248H132ZM136 249V248H135ZM17 250V249H16ZM47 250V249H46ZM61 250V252H62V249H60ZM130 250V249H129ZM20 251V250H19ZM23 251V250H22ZM30 251V250H29ZM32 251H33V249H32ZM53 251V250H52ZM71 251V250H70ZM125 251V250H124ZM162 251H164V250H162ZM40 252H41V249H40ZM43 252H44V250H43ZM4 253V252H3ZM7 253H9V252H7ZM15 253V252H14ZM14 253H13V255H14ZM19 253V252H18ZM23 253V252H22ZM28 251L26 252V255H28V254H30V253H28ZM35 253L36 252H34V255H35ZM47 254H48V250H47V252H46ZM56 253L57 252H55V253H52V254H54L53 256L55 257V255H56ZM60 253V252H59ZM70 253V252H69ZM100 253V252H99ZM121 253H123L122 251H121ZM163 253V252H162ZM16 254V253H15ZM24 255H25V253H23ZM23 254H21V256L23 255ZM46 254V255H47ZM58 254V253H57ZM98 254V253H97ZM151 254H153V253H151ZM9 255V254H8ZM11 255H12V253H11ZM17 255V254H16ZM16 255L14 256V257H16ZM33 255V254H32ZM40 255H43V253L42 254H40ZM45 255V254H44ZM45 255V256H46ZM62 255V254H61ZM86 255V254H85ZM124 256H125V254H123ZM140 255V254H139ZM44 256V257H45ZM50 256V255H49ZM57 256V255H56ZM155 256V255H154ZM160 256V255H159ZM13 257V258H14ZM18 257V256H17ZM26 257V256H25ZM39 257V256H38ZM42 257V256H41ZM69 257V256H68ZM157 257V256H156ZM162 257V256H161ZM160 257V258H161ZM164 257V256H163ZM9 258H11V257H9L8 256V259ZM19 258H20V256H19ZM21 258H23V257H21ZM20 258V259H21ZM28 258V257H27ZM32 258V257H31ZM31 258H29V259H31ZM142 258V257H141ZM160 258H159V260H160ZM1 259H3V257L1 258ZM5 259V258H4ZM18 259V258H17ZM17 259H15V261H17ZM26 259V258H25ZM24 259V260H25ZM34 259V258H33ZM44 259H46V258H44ZM52 259V258H51ZM27 260V259H26ZM32 260V259H31ZM47 260V259H46ZM55 260V259H54ZM63 260V259H62ZM135 260V259H134ZM2 261H5V260H2ZM6 261H7V259H6ZM13 261V260H12ZM14 261V262H15ZM34 261H37V260H34ZM48 261V260H47ZM49 261H52V260H50L49 259ZM58 261V260H57ZM7 262H9V260L7 261ZM18 262V261H17ZM29 262H30V260H29ZM32 262H33V260H32ZM160 262V261H159ZM20 263V262H19ZM46 263H48V262H46ZM45 263V264H46ZM2 264V263H1ZM5 264H7L6 262H5ZM9 264H11V262L9 263ZM14 264V263H13ZM16 264V263H15ZM21 264V263H20ZM25 264H27V263H25ZM32 264V263H31ZM44 264V263H43ZM49 264V263H48ZM53 264H56V263H53ZM159 264V263H158Z\"/></svg>",
  "mask_w": 264,
  "mask_h": 264
}]
</instances>
